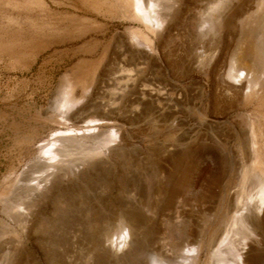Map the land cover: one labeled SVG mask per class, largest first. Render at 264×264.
I'll use <instances>...</instances> for the list:
<instances>
[{"label":"rangeland","instance_id":"374dc122","mask_svg":"<svg viewBox=\"0 0 264 264\" xmlns=\"http://www.w3.org/2000/svg\"><path fill=\"white\" fill-rule=\"evenodd\" d=\"M262 12L264 0H0V264L158 249L175 264H264V50L256 83L236 62L243 21ZM246 214L261 222L240 239ZM180 228L194 236L179 244Z\"/></svg>","mask_w":264,"mask_h":264},{"label":"bare ground","instance_id":"6f19581e","mask_svg":"<svg viewBox=\"0 0 264 264\" xmlns=\"http://www.w3.org/2000/svg\"><path fill=\"white\" fill-rule=\"evenodd\" d=\"M263 14H264L263 12L260 13V14L257 13L255 16L250 17L247 20L243 21V23H242L243 24V31L241 33V41H242V43L244 45V48H243V50L241 52V55L236 58L237 61L235 60L236 62H238V67L246 72V73H243L244 75H248L249 74V75L252 76V80H251L252 83H256L258 81L259 77H260V74H261L260 73L259 64L261 63V60L263 58L262 57L263 56L262 54H263L264 46H263V43H256V37H257V32L256 31L261 26L262 22H264V15ZM255 49H257L259 51V55L257 57V64H255V63L250 64L249 63V57L251 56L252 52ZM237 73H235V74H236V77L238 78V80L245 78V76L242 77L243 76L242 72L239 73L238 75H237ZM231 77L232 78H236V77H234V75H232ZM61 141L64 144L67 141H70V143H71V139L70 138H66L65 136L61 138ZM67 147L68 146L65 144V146L63 147V149H66ZM150 181H154L155 182L154 179H151ZM182 187L183 186H181V188ZM180 193H181L180 191H177V190L175 191L174 190V192H173L172 195H173V197L174 196L176 197V195L177 194H180ZM258 193L260 194V196H259V205L257 206V209H258V211H260L261 208L264 205V183L261 184ZM172 195H171V197H172ZM125 213H124L123 216H121V214L119 215V216L122 217V220H123L122 222H124L126 225H128L130 227L135 226L136 225V222H137L136 221V217L134 215H131V214H128V213L125 214ZM102 216L103 215H100L97 212H94V213L91 212V214H88V217L87 218H88L89 222H91V223H99L101 221L100 219H104L105 218V217L102 218ZM256 218H258V217L255 216V219ZM108 219H109L108 222L110 223L109 225H112L113 226V224L117 220V217L115 218V217H113L110 214L109 217H108ZM260 222H261V220H258L257 219L256 221L250 223V218H249L248 214L239 217L235 221V224H234L237 227V233H236V235H239L240 236V239H246V238H248V236H246V230L247 231H253L252 226L254 227L255 224H257V223L259 224ZM91 223H89V224H91ZM182 230L183 229L180 228V233L179 234H176L177 235V240H179V244L182 241L186 240L187 238H190V237H193L194 236L193 234H190V236H188ZM104 238H105V242L109 240L108 233L107 234H104ZM179 244L177 245V247L179 246ZM177 252H178V248H177V251L175 253H177ZM167 254H168L167 252H163L161 249H158V253L157 254H154V256L152 258L151 257L148 258L147 256H142L139 253H137L135 255V258L132 261L127 262V263L124 262V264H148V263H150V264H157L156 258H160V262H162V260L165 259L166 262H167V264H175V263H173V258L174 257L168 256ZM246 261H248L247 264H252V258L251 257L250 258H247ZM98 262H99V260H98ZM100 263H101V261H100ZM100 263H98V264H100ZM112 264H118V263L117 262H113Z\"/></svg>","mask_w":264,"mask_h":264}]
</instances>
